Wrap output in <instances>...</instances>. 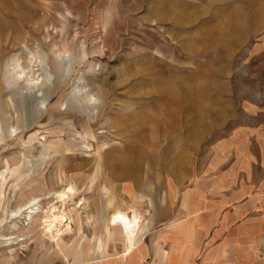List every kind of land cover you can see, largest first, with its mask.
Instances as JSON below:
<instances>
[{
    "label": "rangeland",
    "instance_id": "374dc122",
    "mask_svg": "<svg viewBox=\"0 0 264 264\" xmlns=\"http://www.w3.org/2000/svg\"><path fill=\"white\" fill-rule=\"evenodd\" d=\"M262 125L264 0H0V264H120L117 210L161 261L223 175L264 196Z\"/></svg>",
    "mask_w": 264,
    "mask_h": 264
},
{
    "label": "crops",
    "instance_id": "0c3cea01",
    "mask_svg": "<svg viewBox=\"0 0 264 264\" xmlns=\"http://www.w3.org/2000/svg\"><path fill=\"white\" fill-rule=\"evenodd\" d=\"M245 134L261 140L259 163L264 165V126ZM223 176L222 188L209 186V196L196 197L199 213L192 219V236H184L187 225H172L161 241L168 256L159 261L153 244L144 245L131 264H264L257 255L264 252V196L249 198V186L234 188Z\"/></svg>",
    "mask_w": 264,
    "mask_h": 264
},
{
    "label": "bare ground",
    "instance_id": "6f19581e",
    "mask_svg": "<svg viewBox=\"0 0 264 264\" xmlns=\"http://www.w3.org/2000/svg\"><path fill=\"white\" fill-rule=\"evenodd\" d=\"M60 52H62L63 55L66 56L68 54V52H69V49L66 46ZM22 72H24V71H22ZM38 81H39V79H38ZM92 99H94V98H92ZM62 191L63 192L59 193L60 194L59 197H61V198H64V196L67 197V196H69V194H73L72 193L73 192V187L70 185L67 188V190H62ZM33 200H30L28 202V205H29L28 208H30L31 210H32L31 203H32ZM55 209H56V207L53 206L51 208V210L48 213H46L45 216L43 217L44 218L43 219V225L47 229V231L50 233V235H51V237L53 239H55L57 236L60 235V233H62V230L60 229V227H58L59 225L61 226V224H63V226H64L63 228H65L64 230H68L70 228V222H69L70 221V217L68 215V212H65L64 210L56 211ZM31 210H30V212H31ZM127 212L121 211V210H117V211L114 212V214H113V216L111 218V224L115 228H117L118 230L121 231V234H122V236H123V238L125 240L124 254L120 257V259L123 261V263L127 262L128 259L131 257V255L136 251V249H135V241L138 238V235H139V232H140V228H141L140 227L141 226V221L130 218V214H128ZM87 218H89V217H87ZM63 222H66V224H64ZM164 225L166 226V224H164ZM173 225H175V224H173ZM53 228H56L55 231H53ZM122 261H120V264H121ZM106 262L107 261L99 260V261L96 262V264H105Z\"/></svg>",
    "mask_w": 264,
    "mask_h": 264
}]
</instances>
